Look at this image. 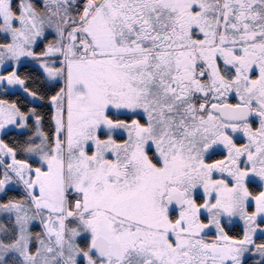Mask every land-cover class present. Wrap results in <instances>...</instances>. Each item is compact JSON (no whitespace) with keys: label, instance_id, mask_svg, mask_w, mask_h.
Segmentation results:
<instances>
[{"label":"snow or ice","instance_id":"1","mask_svg":"<svg viewBox=\"0 0 264 264\" xmlns=\"http://www.w3.org/2000/svg\"><path fill=\"white\" fill-rule=\"evenodd\" d=\"M0 264H264V0H0Z\"/></svg>","mask_w":264,"mask_h":264}]
</instances>
